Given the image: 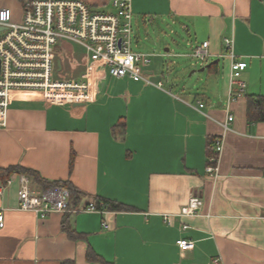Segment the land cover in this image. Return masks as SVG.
<instances>
[{
	"label": "crops",
	"instance_id": "crops-1",
	"mask_svg": "<svg viewBox=\"0 0 264 264\" xmlns=\"http://www.w3.org/2000/svg\"><path fill=\"white\" fill-rule=\"evenodd\" d=\"M112 1L114 11L96 12L115 13ZM131 13L144 25L177 22L196 46L207 42L191 70L201 76L185 86L153 52L145 80L115 78L83 51L70 78L88 82L87 102L54 104L38 91L13 90L0 168L67 181L79 192L76 206L107 200L128 208L41 219L19 209L14 177L0 193V264H99L86 259L89 249L112 264H264V119L252 104L261 99L264 108V0H131ZM232 61L246 62L240 96L229 83ZM217 137L223 149L210 176L208 142ZM192 197L201 201L197 215H180ZM179 238L194 247L179 250Z\"/></svg>",
	"mask_w": 264,
	"mask_h": 264
},
{
	"label": "built area",
	"instance_id": "built-area-1",
	"mask_svg": "<svg viewBox=\"0 0 264 264\" xmlns=\"http://www.w3.org/2000/svg\"><path fill=\"white\" fill-rule=\"evenodd\" d=\"M115 13L92 11L84 0H21V13L14 20L13 11L0 6V127L5 126L10 93L13 90H32L42 94L44 100L54 104H80L89 99V84L86 80L62 75V57L67 53L68 44L82 47L92 61L102 62L111 77H128L132 80H145L143 69L150 63V55L133 51L131 48V0H113ZM232 48V41L224 39ZM207 42L194 48L192 57L204 60L208 54ZM57 60L61 66L58 68ZM244 61H232L230 85L236 83L240 96L245 84L240 80ZM226 100L227 109L235 100L231 91ZM199 102L198 106L202 107ZM233 120L228 114L224 123ZM223 149V139L214 140L215 156L208 159L206 173L216 176L217 163ZM18 178L17 196L19 209L34 213L44 219L51 214H73L79 212L105 213L110 210L105 201L96 206L89 201L76 206L66 188L53 186L42 188L35 185L25 174H13L0 182V193ZM201 201L192 197L180 211L182 216L198 213ZM166 222L170 224L169 218ZM106 226V223H102ZM3 215L0 213V227ZM185 228V226H183ZM175 245L181 251L194 247L190 238H179Z\"/></svg>",
	"mask_w": 264,
	"mask_h": 264
},
{
	"label": "rangeland",
	"instance_id": "rangeland-1",
	"mask_svg": "<svg viewBox=\"0 0 264 264\" xmlns=\"http://www.w3.org/2000/svg\"><path fill=\"white\" fill-rule=\"evenodd\" d=\"M108 3L102 6L91 5L92 11H114V8L111 6L112 0H105ZM19 0H0V6H8L13 11L14 20H18L21 13V5H19ZM131 41L132 49L136 51L149 50L147 52L154 59L153 52H161L165 56L160 60V66L165 68V74L171 73L170 75H176L179 78V81L185 86H192L195 82L198 81V78L201 76V72H193L191 70L194 63H198L196 58L191 57V54L196 47L193 34H187L184 30L180 28V25L176 23L167 22H158L154 20L151 24L149 22L142 24V20L138 19L136 16L132 17L131 20ZM73 45V56L68 58L66 54L62 57V75L65 77H70V73L73 72V76L76 77L75 72L77 67L80 65L76 60H83L82 53L83 49L77 44ZM165 48L169 49V55L165 54ZM70 60H74L71 62ZM156 60H159L156 58ZM167 64V65H166ZM98 67V66H97ZM99 68H96V71ZM107 69V68H106ZM181 69V70H180ZM183 69V70H182ZM179 70V71H177ZM98 79V78H97Z\"/></svg>",
	"mask_w": 264,
	"mask_h": 264
},
{
	"label": "trees",
	"instance_id": "trees-1",
	"mask_svg": "<svg viewBox=\"0 0 264 264\" xmlns=\"http://www.w3.org/2000/svg\"><path fill=\"white\" fill-rule=\"evenodd\" d=\"M253 105L259 106L257 107L256 112V118L263 120L264 119V108L263 107V101L260 99L258 104L256 102H252ZM257 104V105H256ZM262 106V107H261ZM262 108L260 111H258V108ZM208 155L215 156L216 152L214 150V139L210 140L208 142ZM13 173L18 174H25L27 175L32 181L42 188H49L53 186H58L62 188H66L69 190L70 195L72 197V202L75 204L77 200L80 198L78 190H76L69 182L67 181H49L41 178L36 172L23 168L21 166H10L8 168H0V180H4L6 178H9ZM107 203V207L110 210H126L128 207L121 203L116 202H110L107 200H103ZM69 234L72 236V232L70 229H68ZM86 259L91 262H98L99 264H112L110 262H107L106 260H103L100 256H98L96 253H94L92 250H88L86 254Z\"/></svg>",
	"mask_w": 264,
	"mask_h": 264
},
{
	"label": "water",
	"instance_id": "water-1",
	"mask_svg": "<svg viewBox=\"0 0 264 264\" xmlns=\"http://www.w3.org/2000/svg\"><path fill=\"white\" fill-rule=\"evenodd\" d=\"M3 28L2 27H0V30H2ZM57 65H58V68H60V66H61V62H60V60H57Z\"/></svg>",
	"mask_w": 264,
	"mask_h": 264
},
{
	"label": "bare ground",
	"instance_id": "bare-ground-1",
	"mask_svg": "<svg viewBox=\"0 0 264 264\" xmlns=\"http://www.w3.org/2000/svg\"><path fill=\"white\" fill-rule=\"evenodd\" d=\"M90 201H92V200H90ZM92 202H94V201H92ZM99 202H101V201L94 202V204H95L96 206H98V205H99ZM97 213H99V212H97ZM33 214H34V213H33Z\"/></svg>",
	"mask_w": 264,
	"mask_h": 264
}]
</instances>
